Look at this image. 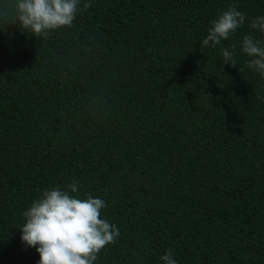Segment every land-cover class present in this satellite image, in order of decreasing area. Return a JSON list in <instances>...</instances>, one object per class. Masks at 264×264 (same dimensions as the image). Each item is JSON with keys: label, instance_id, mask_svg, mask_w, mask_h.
<instances>
[{"label": "trees", "instance_id": "1", "mask_svg": "<svg viewBox=\"0 0 264 264\" xmlns=\"http://www.w3.org/2000/svg\"><path fill=\"white\" fill-rule=\"evenodd\" d=\"M88 2L45 36L0 29V264H38L23 212L73 180L120 231L94 264H264V77L239 50L264 0ZM233 5L245 25L201 48Z\"/></svg>", "mask_w": 264, "mask_h": 264}, {"label": "clouds", "instance_id": "2", "mask_svg": "<svg viewBox=\"0 0 264 264\" xmlns=\"http://www.w3.org/2000/svg\"><path fill=\"white\" fill-rule=\"evenodd\" d=\"M90 6L88 0H14L11 15L0 17V29L4 24H13L32 35L45 36L58 28L72 27L77 14ZM247 19L237 6H230L211 21L200 47L221 45ZM248 27L264 34V15L250 18ZM235 47L221 49L223 64L236 67ZM239 50L250 58L247 67L264 77V40L246 34ZM81 187L73 180L63 190H44L23 212L20 239L26 247L35 248L40 256L38 264H94L106 245L116 243L120 235L118 226L101 218L105 201L88 193L81 199ZM174 257V251L168 249L160 259L163 264H177Z\"/></svg>", "mask_w": 264, "mask_h": 264}]
</instances>
